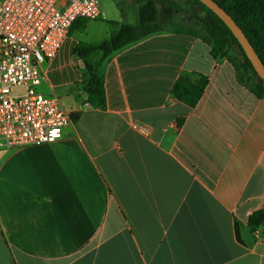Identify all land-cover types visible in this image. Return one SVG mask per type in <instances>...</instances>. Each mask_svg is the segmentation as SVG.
Instances as JSON below:
<instances>
[{
  "label": "crops",
  "instance_id": "crops-1",
  "mask_svg": "<svg viewBox=\"0 0 264 264\" xmlns=\"http://www.w3.org/2000/svg\"><path fill=\"white\" fill-rule=\"evenodd\" d=\"M105 15L43 66L39 91L72 116L62 137L0 151V264H264V230L236 233L264 209V98L166 27L103 64L93 107L76 50L120 29ZM182 74L210 80L194 108L171 96Z\"/></svg>",
  "mask_w": 264,
  "mask_h": 264
},
{
  "label": "built area",
  "instance_id": "built-area-1",
  "mask_svg": "<svg viewBox=\"0 0 264 264\" xmlns=\"http://www.w3.org/2000/svg\"><path fill=\"white\" fill-rule=\"evenodd\" d=\"M103 17L100 0H0V151L59 140L71 113L39 87L79 19Z\"/></svg>",
  "mask_w": 264,
  "mask_h": 264
},
{
  "label": "trees",
  "instance_id": "trees-1",
  "mask_svg": "<svg viewBox=\"0 0 264 264\" xmlns=\"http://www.w3.org/2000/svg\"><path fill=\"white\" fill-rule=\"evenodd\" d=\"M188 1L202 10L201 25L199 27L175 26L173 31L202 39L211 47V55L215 59L226 58L231 62L240 84L248 87L258 98H264V81L258 76L236 36L212 10L199 0ZM214 1L226 10L243 30L264 64V0ZM135 5L138 17L136 25L123 23L108 40L100 44L81 46L76 50L80 65L87 74L83 89L88 95V102L93 107L104 108L106 103L101 72L103 64L116 52L166 29L162 25L157 0H135ZM88 21L87 19L77 20L69 33L85 30ZM235 49L240 52L238 59L230 56V51ZM209 81V78L204 75L182 74L174 83L171 96L194 108L201 100ZM181 122L182 120L179 126ZM263 221L264 209L255 211L250 215L244 232L240 231L237 225V239L246 245H253L256 241L253 233L259 229L264 230Z\"/></svg>",
  "mask_w": 264,
  "mask_h": 264
},
{
  "label": "rangeland",
  "instance_id": "rangeland-1",
  "mask_svg": "<svg viewBox=\"0 0 264 264\" xmlns=\"http://www.w3.org/2000/svg\"><path fill=\"white\" fill-rule=\"evenodd\" d=\"M102 12H105L104 22L113 21L118 23L137 24V12L135 0H100ZM161 14L162 25L173 28L177 23L188 27H199L202 10L191 4L188 0H157ZM118 31V25L109 26V30ZM230 56L240 57L238 49L230 51Z\"/></svg>",
  "mask_w": 264,
  "mask_h": 264
},
{
  "label": "water",
  "instance_id": "water-1",
  "mask_svg": "<svg viewBox=\"0 0 264 264\" xmlns=\"http://www.w3.org/2000/svg\"><path fill=\"white\" fill-rule=\"evenodd\" d=\"M205 6H207L210 10H212L232 31V33L238 39L241 47L245 51L247 57L251 61L254 66L258 76L264 81V64L255 51L254 47L250 43L249 39L244 34L243 30L239 27V25L235 22V20L229 15V13L224 10L218 3L214 0H199ZM264 225V221H263Z\"/></svg>",
  "mask_w": 264,
  "mask_h": 264
}]
</instances>
